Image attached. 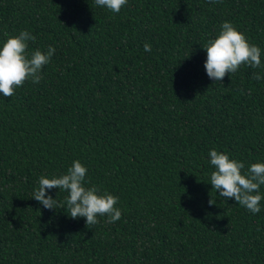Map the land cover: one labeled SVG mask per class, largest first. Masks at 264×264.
<instances>
[{
	"label": "trees",
	"instance_id": "1",
	"mask_svg": "<svg viewBox=\"0 0 264 264\" xmlns=\"http://www.w3.org/2000/svg\"><path fill=\"white\" fill-rule=\"evenodd\" d=\"M224 20L264 50V0H128L118 13L0 0V38L26 29L29 51L56 49L39 83L0 96V264H264V200L252 214L209 182L211 148L246 168L264 159L260 69H204ZM74 159L118 196L119 220L86 225L32 197Z\"/></svg>",
	"mask_w": 264,
	"mask_h": 264
},
{
	"label": "clouds",
	"instance_id": "2",
	"mask_svg": "<svg viewBox=\"0 0 264 264\" xmlns=\"http://www.w3.org/2000/svg\"><path fill=\"white\" fill-rule=\"evenodd\" d=\"M97 7L118 13L128 4V0H94ZM36 37L30 30L22 29L5 38H0V96L11 97L14 90L25 80L33 84L43 78L42 68L50 63L55 54V46L48 45L46 50L36 48L28 50L29 41ZM206 52L204 69L213 81H221L226 73H234L241 64L260 69L253 73L257 81L264 80V61L257 44L252 43L231 21L224 20L218 32L209 37L202 46ZM144 51H151V44L145 42ZM208 163L212 166L209 182L218 190V195L234 200L252 214L261 210L264 193V159L245 162L226 151L216 148L208 150ZM87 167L79 159H74L66 171L59 174H42L38 178V187L32 197L44 208H64L71 218H85V224H96L99 217H106V222L114 223L121 218L118 196L90 183L87 179ZM58 188L66 192L63 201L53 198L49 190ZM57 196V195H56ZM214 203L213 199L209 204Z\"/></svg>",
	"mask_w": 264,
	"mask_h": 264
}]
</instances>
